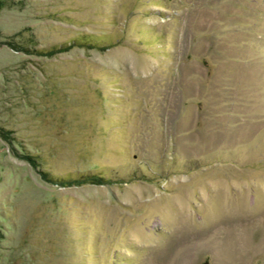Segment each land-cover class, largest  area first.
<instances>
[{
  "label": "rangeland",
  "instance_id": "1",
  "mask_svg": "<svg viewBox=\"0 0 264 264\" xmlns=\"http://www.w3.org/2000/svg\"><path fill=\"white\" fill-rule=\"evenodd\" d=\"M0 264H264V0H0Z\"/></svg>",
  "mask_w": 264,
  "mask_h": 264
},
{
  "label": "trees",
  "instance_id": "2",
  "mask_svg": "<svg viewBox=\"0 0 264 264\" xmlns=\"http://www.w3.org/2000/svg\"><path fill=\"white\" fill-rule=\"evenodd\" d=\"M100 176V175H99Z\"/></svg>",
  "mask_w": 264,
  "mask_h": 264
}]
</instances>
